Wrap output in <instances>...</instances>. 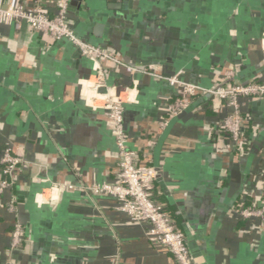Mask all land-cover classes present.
I'll return each mask as SVG.
<instances>
[{
    "label": "crops",
    "instance_id": "1",
    "mask_svg": "<svg viewBox=\"0 0 264 264\" xmlns=\"http://www.w3.org/2000/svg\"><path fill=\"white\" fill-rule=\"evenodd\" d=\"M72 1L77 35L135 68L102 62L107 85L125 100L128 144L158 168L155 197L185 232L196 263L264 264V223L238 215L259 205L264 189V98L242 99L251 139L243 154L218 138L232 108L209 94L193 97L165 135L161 127L181 95L169 75L211 87L234 69L240 82L264 83V0ZM93 72V60L68 40L52 41L25 22L0 23V160L7 148L25 160L4 196L15 198L17 212L0 207V264H177L114 199L50 188L117 178L106 111L86 98ZM18 219L25 238L12 250Z\"/></svg>",
    "mask_w": 264,
    "mask_h": 264
},
{
    "label": "built area",
    "instance_id": "2",
    "mask_svg": "<svg viewBox=\"0 0 264 264\" xmlns=\"http://www.w3.org/2000/svg\"><path fill=\"white\" fill-rule=\"evenodd\" d=\"M54 5V10L50 8ZM71 0H0V23L14 24L20 27L27 23L34 31L47 36L52 41L68 40L75 45L80 53L94 62L93 80L88 83L86 98L91 102L101 103L110 123L111 135L118 149L119 171L115 181L97 183L79 187L70 181L54 183L50 188L53 193H62L82 189L85 193L106 196L117 202V209L127 213L135 222L147 225L148 236L165 245L174 255L177 264H197L186 240L185 232L176 224L163 205L154 199L155 182L159 175L156 166L142 163L138 153L128 144V133L125 126V100L107 85V75L103 66L104 60H110L126 67L129 71L135 68L128 65L106 48L95 45L77 35L70 22ZM147 70L153 76L163 77L155 67ZM173 86L180 89L181 95L168 105V118L161 122L164 129L170 120L182 114L189 106L193 97L200 93L224 99L232 111L222 120L218 138H226L232 150L240 154L247 149V137L242 115V99L246 97L264 98V83L257 81L240 82L236 79V71L228 69L221 82L204 87L190 83L180 72L165 77ZM157 143V137L150 140V148ZM25 160L7 148L0 160V207H6L16 213L15 198L6 201V192L13 187L18 171ZM41 201L45 200L43 193ZM54 202L53 200H51ZM238 215L245 219L258 218L264 223V189L259 205L241 206ZM25 238V226L18 219L12 230L11 249L17 250Z\"/></svg>",
    "mask_w": 264,
    "mask_h": 264
},
{
    "label": "water",
    "instance_id": "3",
    "mask_svg": "<svg viewBox=\"0 0 264 264\" xmlns=\"http://www.w3.org/2000/svg\"><path fill=\"white\" fill-rule=\"evenodd\" d=\"M113 1H115V0H113ZM72 4H73V1L71 2ZM97 28H99V25H97ZM96 33H98V31L96 30ZM0 92H2V93H6V90L4 91V89H0ZM83 102H85V100L84 99H81ZM179 117V116H178ZM178 117H174L171 121H170V123L168 124V127L166 128V130H165V133H164V135L166 134V133H168V131L171 129V127L174 125V123L178 120L177 118Z\"/></svg>",
    "mask_w": 264,
    "mask_h": 264
},
{
    "label": "trees",
    "instance_id": "4",
    "mask_svg": "<svg viewBox=\"0 0 264 264\" xmlns=\"http://www.w3.org/2000/svg\"><path fill=\"white\" fill-rule=\"evenodd\" d=\"M81 36H82V35H81ZM246 145H247V147H248V146L250 147V145H251V139H249V136H248V138H247V143H246ZM153 199H154L157 203H160V202L156 199L155 194H154V196H153ZM163 209L169 213V211L167 210V208H166L164 205H163ZM186 240H187V239H186Z\"/></svg>",
    "mask_w": 264,
    "mask_h": 264
}]
</instances>
